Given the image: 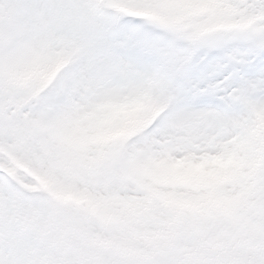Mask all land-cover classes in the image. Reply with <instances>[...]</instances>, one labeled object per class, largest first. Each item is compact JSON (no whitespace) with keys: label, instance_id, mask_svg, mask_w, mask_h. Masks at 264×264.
Instances as JSON below:
<instances>
[{"label":"snow or ice","instance_id":"obj_1","mask_svg":"<svg viewBox=\"0 0 264 264\" xmlns=\"http://www.w3.org/2000/svg\"><path fill=\"white\" fill-rule=\"evenodd\" d=\"M40 61L55 71L28 89L20 116L55 124L103 102L144 110L115 150L80 148L84 182L109 191L135 182L147 216L169 210L167 231L222 245L150 264H264V0H0V123L8 88L23 82L14 74ZM228 157L242 161L239 171L186 186L188 196L215 197L204 205H172L140 176ZM46 211L0 203V264H41Z\"/></svg>","mask_w":264,"mask_h":264},{"label":"bare ground","instance_id":"obj_2","mask_svg":"<svg viewBox=\"0 0 264 264\" xmlns=\"http://www.w3.org/2000/svg\"><path fill=\"white\" fill-rule=\"evenodd\" d=\"M39 75L40 73H37L36 77ZM10 91L8 88L7 93ZM4 102L11 105L4 104L8 109V119L0 123V128L5 122L13 120L11 130L14 134L11 138L20 149L28 151L11 149L39 170L38 173L44 177L43 186L40 185L37 190L32 191V194L39 197L34 198L36 206L46 209L47 214L54 218L57 231L63 230L60 221L65 226L70 225L67 233H76L79 236V246L84 243L96 251L98 257L123 254L136 258V261L142 264L175 256L178 252L189 258L198 251L209 253L222 247L219 241L212 245L197 238L191 231L182 234L167 231L164 227V217L169 210L162 208L154 217L147 216L141 208V201L132 194L136 188L135 182L127 189L109 191L103 183H86L82 179L86 173L80 166V148L85 147L91 152L98 149L112 151L118 148L121 140L128 138L132 131L138 130L142 123L143 113L136 110L134 116H131L130 109H143L140 108L142 106L103 102L99 107L90 105L82 115L50 124L39 117L20 116L19 110L26 102L19 104L14 100V96L6 97ZM126 110L129 119L126 118ZM107 124L112 125L114 130L102 129ZM126 124L128 127L125 129ZM177 165H183L184 169L174 170ZM175 167L163 165V170H152L151 177L147 180L164 190V196L170 204L191 207L215 202V197L211 193L203 199L188 196L186 186L210 188L239 171L242 161L235 157L207 160L199 166H194L192 171L190 164L178 163ZM53 194L55 197H64L65 202L56 200L54 203L49 199ZM219 203L230 206L231 202ZM63 237H66V234ZM188 246L192 249H187ZM81 253L88 254L85 250ZM77 254L71 264H77L75 262L84 257Z\"/></svg>","mask_w":264,"mask_h":264},{"label":"rangeland","instance_id":"obj_3","mask_svg":"<svg viewBox=\"0 0 264 264\" xmlns=\"http://www.w3.org/2000/svg\"><path fill=\"white\" fill-rule=\"evenodd\" d=\"M42 67L40 70L39 67ZM54 65L49 64L47 61H40L32 65L30 70L27 72H17L14 74V79L22 80V83H13L9 88L11 89L10 92L6 94V97L11 96L14 100H17V103L23 104V102H27V91L30 88H39L43 86L46 82L47 78L43 77L44 72L48 68L52 71ZM40 70V71H39ZM40 75L38 77L37 73ZM49 75V73L47 74ZM11 93V94H9ZM5 97V98H6ZM5 105H11L9 102H4ZM133 105V103H132ZM142 108V107H140ZM129 110V109H128ZM132 110V111H131ZM143 113V109H130L129 115L134 116L135 112L137 111ZM126 118L129 119L130 116L125 111ZM38 120V118H37ZM13 120H10L9 123H6L0 128V144L3 146H8L10 148H17L18 151H28L27 149H20L21 147L17 146L15 140L11 138L14 134L13 130ZM113 126L107 124L102 129L111 131L114 130ZM125 129L128 127L127 124L124 126ZM17 128V127H15ZM124 129V130H125ZM111 133V132H110ZM129 133V132H128ZM9 134V135H8ZM233 158V157H231ZM174 167L176 165H173ZM163 165L156 166V167H148L144 168L140 171V175H142L143 179H148L151 177V174L155 170H161ZM190 171L194 168V166L190 165ZM174 170H182L184 169L183 165H177ZM153 170V171H152ZM163 170V169H162ZM194 170V169H193ZM22 182V181H20ZM18 185L11 183L9 185L0 184V203L8 202L9 206L11 207L13 213H15L16 209L23 208V207H31L36 206L34 199L25 198L24 193L21 192L18 188ZM35 199L39 197H34ZM43 205V204H42ZM48 216V223L44 225L42 228L37 229L38 232L42 233L38 241V251L41 258V264H71L75 258H77V253L82 254L84 250L88 252L87 255L82 254L84 257H80L75 263L77 264H142L141 262L136 261V259L132 258V256H124L123 254H111L109 256H99L98 253L86 246L82 243L79 246V236L76 233H67L70 230V225L65 226L63 222L60 221L63 230L57 231L55 229L54 218L49 214ZM19 219V218H18ZM66 231V232H64ZM90 232V230L88 231ZM66 234V237H63ZM87 237V235L84 233ZM71 248V249H70ZM187 249H192V247L188 246ZM105 257V258H104Z\"/></svg>","mask_w":264,"mask_h":264}]
</instances>
